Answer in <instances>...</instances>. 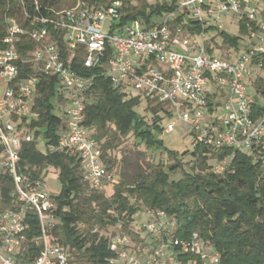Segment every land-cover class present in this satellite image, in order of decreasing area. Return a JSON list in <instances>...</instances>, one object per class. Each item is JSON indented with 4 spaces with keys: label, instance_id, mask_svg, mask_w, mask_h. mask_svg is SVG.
I'll list each match as a JSON object with an SVG mask.
<instances>
[{
    "label": "built area",
    "instance_id": "obj_1",
    "mask_svg": "<svg viewBox=\"0 0 264 264\" xmlns=\"http://www.w3.org/2000/svg\"><path fill=\"white\" fill-rule=\"evenodd\" d=\"M34 1L31 14L20 0L30 26L6 15V46L0 48V164L13 182L10 203L0 208V264H72L66 246L52 236L59 220L58 194L47 189L43 174L31 175L28 166L20 165L23 142L34 141L29 119L37 116L34 106L44 80L55 81L53 98L58 97L64 114L58 144L45 140V145L51 152L78 154L83 179L94 189L104 191L112 180L100 145L84 123L99 74L114 88L134 89L171 111L191 130L195 145L247 151L264 170V112L258 114L250 93L256 70L264 72V0H179L174 10L159 15L160 23L140 17L125 21L121 0L100 7L77 0L68 8L48 9L49 15ZM230 15L247 22L251 42L235 57L222 58L208 47L206 29L221 28ZM107 19L111 23L105 32ZM194 23L202 31L189 30ZM50 25L63 34V47ZM25 40L35 46L23 52L18 44ZM77 59L85 69L98 68V74L78 72L73 67ZM174 130L170 122L163 132ZM227 162L219 161L214 171L223 174ZM145 212L147 222L136 230L142 241L114 228L112 256L105 264H221L219 250L200 231L180 237L175 214ZM32 217L39 233L30 237ZM31 248L37 255L27 261Z\"/></svg>",
    "mask_w": 264,
    "mask_h": 264
},
{
    "label": "trees",
    "instance_id": "obj_2",
    "mask_svg": "<svg viewBox=\"0 0 264 264\" xmlns=\"http://www.w3.org/2000/svg\"><path fill=\"white\" fill-rule=\"evenodd\" d=\"M37 1L41 13L49 15L48 9H54L61 0ZM93 1L100 7L117 0ZM121 1L125 21L140 16L149 21L164 11L174 10L179 0H162L158 3L138 0L135 4L133 0ZM17 6H21L20 0H0L1 49L6 46L2 41L6 32L5 17L15 15ZM24 6L31 14L36 10L34 0H24ZM178 20L181 21L182 17ZM23 24L30 26V21L25 18ZM50 28L63 47V34L54 31L51 25ZM188 29L202 31V26L194 23ZM211 29L217 28L211 26L206 30ZM240 31L243 32L241 34L248 32L245 20L240 21ZM219 33L224 36L226 44L239 45V36H231L224 30H219ZM18 46L25 52L35 43L25 40ZM73 67L84 75L98 72V68H83L81 59L75 60ZM253 89V104L258 114L263 113L264 105L260 100L264 99V77L260 72L257 73ZM54 91L53 79L44 80L39 86L34 106L37 116L30 125L36 128L37 136H44L47 145L58 144V132L63 125V118L52 102ZM140 98L128 97L101 74L97 75L89 94L84 123L98 141L101 158L108 171L120 167V173L111 174L112 180L104 191L92 188L83 179L78 154L51 152L48 149L44 154L38 150L36 142H23L21 167L28 166V172L34 176L43 174L49 165L55 166L59 172L62 189L55 200L56 213L62 223L54 228L53 239L66 246L70 257L74 256L72 264H105L112 256L109 237L116 226L137 242L142 241L135 224L136 216L142 209L137 201H141L145 208L175 214L179 221L180 237H188L195 230L200 231L219 250L221 264H264V170L260 163H255L247 151L231 148L212 150L199 144L193 150L196 165L191 166L192 171H185L187 163L183 161L181 153L163 148V141L158 138L166 126L165 119L174 115L148 100L145 110L150 115H140L135 111ZM130 135L142 140L147 149H161L172 163L163 159L157 164L150 163L143 152H137L135 157L127 154L118 157L116 150L122 145L123 138ZM2 152L0 143V155ZM225 159H230L226 170L223 174L216 173L215 166ZM178 170H182V177L171 180L170 173ZM12 187L11 177L1 167L0 208L9 205ZM30 223L29 236L32 237L39 233V227L34 217ZM36 255L37 250L31 248L27 261Z\"/></svg>",
    "mask_w": 264,
    "mask_h": 264
},
{
    "label": "rangeland",
    "instance_id": "obj_3",
    "mask_svg": "<svg viewBox=\"0 0 264 264\" xmlns=\"http://www.w3.org/2000/svg\"><path fill=\"white\" fill-rule=\"evenodd\" d=\"M93 6L99 7V5L94 2L93 0H86ZM109 1V0H107ZM106 1V3H107ZM149 3H158L161 2L162 0H148ZM77 0H61L54 9L55 10H61L63 8H68L73 5H75ZM105 3V4H106ZM133 4L138 3V0H133ZM108 4V3H107ZM150 11V10H149ZM15 17L20 23H23L25 21V13L24 10L21 6L15 7ZM141 19H144V16H140ZM161 17L159 15H155L152 18V21L155 23H160L161 22ZM111 19H107L105 23L104 30L105 32L109 31ZM218 29H211L207 33V44L209 48H212L214 54H216L219 57L222 58H232L235 57V53L237 50L244 52L245 47L250 44L251 39L248 36V32L241 34L243 32L240 31V22L239 20L234 17L233 15H230L228 17H225V19L222 22L221 28L217 26ZM219 30H224L227 34L231 36H239L240 41L238 46H231L226 44L225 38L223 35L219 33ZM257 73L260 71L256 70ZM261 75L264 77V72H261ZM2 91V88L0 87V93ZM255 90L250 88V93L253 94ZM125 93L127 94L128 97H139V93L135 91L134 89H128L125 90ZM58 97L53 98V103L55 105V109L57 113L63 117V106L62 103L57 101ZM264 102V100H263ZM147 104V100L144 97L140 98V104L135 108V111L139 113L140 115H147L149 116L150 113L148 110H145V106ZM31 118L29 119V125H31ZM174 122L175 123V130L171 133H160L158 136L159 139L163 141V148L169 149V150H175L179 151L181 153V156L183 158V161L187 163L184 167L185 171H192L191 166L196 165L194 162L196 161V157L193 155V150L195 149V144H194V137L193 134L191 133V130L177 117L173 116L170 118H166L164 121V125ZM31 132L34 135V142L37 143V148L39 151L42 153L46 154L48 152L47 147L45 145V138L42 134H39L38 136L35 133L36 128L30 127ZM189 151V152H188ZM137 152H143L145 153L146 160L150 163L157 164L161 159L163 160H168L167 154L163 153L161 149H147L145 143L130 135L127 136V138H123L122 145L116 150L115 154L118 157L123 156L124 154H127L131 157H135ZM230 161V159H228ZM167 163H172V161L168 160ZM120 166V165H119ZM1 170V166H0ZM109 174L113 173H120V167L117 169L115 168L114 170H109ZM182 170H178L175 172L170 173V179L171 180H179L182 177ZM43 175L45 177L47 189L52 192L53 194H59L62 189V184L59 179V172L57 168L53 165H49L44 169ZM109 187V186H108ZM111 193V190H109ZM109 193V192H108ZM137 205L139 207H142L141 211L138 213L136 216L135 224L138 229H141V227L147 222V214L145 212V207L144 204L141 201H137ZM57 224H61L62 220H56ZM115 228L120 229L122 232L126 233L123 231L122 228L119 226H116ZM96 229H98L96 227ZM128 234V233H126ZM129 235V234H128ZM74 256L71 255L70 259L73 260Z\"/></svg>",
    "mask_w": 264,
    "mask_h": 264
}]
</instances>
